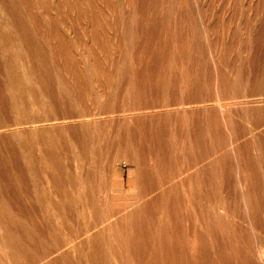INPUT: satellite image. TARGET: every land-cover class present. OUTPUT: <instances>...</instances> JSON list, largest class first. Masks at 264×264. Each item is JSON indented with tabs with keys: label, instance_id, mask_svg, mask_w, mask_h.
I'll return each mask as SVG.
<instances>
[{
	"label": "rangeland",
	"instance_id": "obj_1",
	"mask_svg": "<svg viewBox=\"0 0 264 264\" xmlns=\"http://www.w3.org/2000/svg\"><path fill=\"white\" fill-rule=\"evenodd\" d=\"M0 130V264H264V0H0Z\"/></svg>",
	"mask_w": 264,
	"mask_h": 264
},
{
	"label": "bare ground",
	"instance_id": "obj_2",
	"mask_svg": "<svg viewBox=\"0 0 264 264\" xmlns=\"http://www.w3.org/2000/svg\"><path fill=\"white\" fill-rule=\"evenodd\" d=\"M4 40H5V42L7 43V45H8V48L10 49V51H12L15 55H16V57H17V55H18V53H17V50L15 49V44H14V42L12 41V40H10V37L9 36H5L4 37ZM91 41V40H90ZM19 79V81H21L22 80V78L21 77H19L18 78ZM235 101V100H234ZM217 103H218V101H217ZM212 104V103H211ZM214 104V103H213ZM192 106V105H191ZM183 107V106H182ZM164 110V109H163ZM122 117V116H121ZM37 125H39V124H37ZM23 126V125H22ZM1 131V130H0ZM29 139L30 140H34L35 138L33 137V136H31V137H29ZM50 157L51 158H53L54 160H45V159H41L40 160V165H39V167H41L42 168V170L43 171H45L46 173H47V175H50L52 178H57L58 176H57V170L58 169H60V165L58 164V162L57 161H55V156H54V154L53 153H51L50 154ZM35 158V157H34ZM30 167H33V165L32 164H30L29 165ZM163 174V173H162ZM182 177V176H181ZM59 181V180H58ZM57 181V182H58ZM64 192V191H63ZM172 200V199H171ZM65 201H66V199H65ZM133 207V206H132ZM159 207V206H158ZM69 208V207H68ZM71 210V209H70ZM82 214V213H81ZM79 215V214H78ZM54 222V221H53ZM89 225V224H88ZM148 225V224H147ZM79 229V228H78ZM90 234V233H89ZM47 235V234H46ZM44 236V235H43ZM94 237V236H93ZM72 239V238H71ZM44 241V240H43Z\"/></svg>",
	"mask_w": 264,
	"mask_h": 264
}]
</instances>
